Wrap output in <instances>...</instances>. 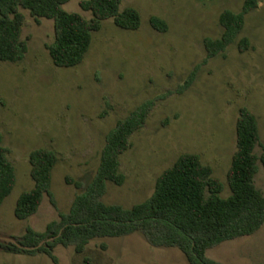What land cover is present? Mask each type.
<instances>
[{
	"label": "rangeland",
	"instance_id": "obj_1",
	"mask_svg": "<svg viewBox=\"0 0 264 264\" xmlns=\"http://www.w3.org/2000/svg\"><path fill=\"white\" fill-rule=\"evenodd\" d=\"M70 0L63 9L86 19L90 12ZM244 0H121L120 11L135 8L139 29L123 30L112 20L93 33L84 61L74 68L55 67L46 46L54 40L53 21L37 23L27 10L21 39L27 53L19 63L0 61V136L7 159L16 171L12 192L0 206V238L22 236L26 228L43 232L48 223L67 212L81 191L65 184V177L88 185L95 176L107 134L146 101L155 103L143 127L130 137L131 147L120 156L121 186L107 183L105 204L130 208L149 198L156 180L182 154H196L211 167L228 197L227 172L236 148L235 123L240 107L256 118L264 146V3L245 16L239 38L250 47L230 46L224 55L206 60L205 38L222 33V11L239 12ZM151 16L167 24L159 33ZM206 60V62H205ZM196 66L191 86L179 88ZM46 148L57 154L51 192L35 215H14L20 194L30 190L29 153ZM257 155L262 148L257 147ZM264 193V166L255 177ZM105 246V248H103ZM58 264H188L176 248H154L139 232L90 241L83 254L56 246ZM221 264H264V226L254 235L223 242L206 252ZM0 264H54L45 254L0 251Z\"/></svg>",
	"mask_w": 264,
	"mask_h": 264
},
{
	"label": "trees",
	"instance_id": "obj_2",
	"mask_svg": "<svg viewBox=\"0 0 264 264\" xmlns=\"http://www.w3.org/2000/svg\"><path fill=\"white\" fill-rule=\"evenodd\" d=\"M70 0H0V61L21 62L27 53V43L21 39L24 15L27 10L39 23L40 19L53 21L54 40L47 45L52 64L58 68L80 65L90 49L92 35L102 23L112 20L123 30H137L140 13L132 7L120 11L121 0H82L80 8L90 12L86 19L70 13L63 6ZM264 0H244L239 12L224 10L218 18L222 33L218 38H205L206 60L224 55L236 45L240 52L249 49L247 38H239L245 16L259 8ZM150 27L167 31V24L156 16L149 18ZM205 60V62H206ZM200 66H196L179 88L182 94L193 83ZM155 101L138 106L126 118L117 121L107 134L97 172L88 185L66 176V185L81 191L67 212H58V219L47 224L43 232L28 227L22 236H12L10 242L0 239V251L11 254H45L54 264L56 246L71 247L83 254L90 241L98 238H116L139 232L154 248H176L188 264H221L208 259L206 252L223 242L254 235L264 226V193L257 189L255 177L259 163L264 166V146L260 142L255 116L240 107L235 123L236 148L227 172L228 197H222L224 186L213 176L210 166L203 164L196 154H182L174 164L160 174L152 195L145 201L125 208L105 204L107 183L121 186L125 176L120 171V156L131 147L130 137L140 130ZM257 147L262 153L257 155ZM30 177L34 186L20 194L14 209L18 220L36 214L44 196L56 208L51 192L52 171L57 154L46 148L29 153ZM16 171L1 146L0 136V206L12 192ZM42 244V245H40ZM105 248V246H103ZM260 264V263H258Z\"/></svg>",
	"mask_w": 264,
	"mask_h": 264
},
{
	"label": "water",
	"instance_id": "obj_3",
	"mask_svg": "<svg viewBox=\"0 0 264 264\" xmlns=\"http://www.w3.org/2000/svg\"><path fill=\"white\" fill-rule=\"evenodd\" d=\"M0 239H2V240H6V241H10V242H14V243H15V241L12 240V239H4V238H0ZM40 245H42V244H40Z\"/></svg>",
	"mask_w": 264,
	"mask_h": 264
}]
</instances>
